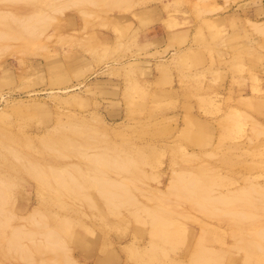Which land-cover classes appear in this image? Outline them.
Returning a JSON list of instances; mask_svg holds the SVG:
<instances>
[{
	"label": "rangeland",
	"instance_id": "1",
	"mask_svg": "<svg viewBox=\"0 0 264 264\" xmlns=\"http://www.w3.org/2000/svg\"><path fill=\"white\" fill-rule=\"evenodd\" d=\"M77 126L84 154L49 149ZM103 149L142 161L110 173L133 203L108 206L90 182ZM25 159L76 164L86 197ZM189 175L214 176L213 196L251 189L252 217L170 189ZM0 181L14 216L0 264H189L199 243L219 264H264V0H0ZM143 207L181 231L157 260ZM19 227L33 233L12 240Z\"/></svg>",
	"mask_w": 264,
	"mask_h": 264
},
{
	"label": "bare ground",
	"instance_id": "2",
	"mask_svg": "<svg viewBox=\"0 0 264 264\" xmlns=\"http://www.w3.org/2000/svg\"><path fill=\"white\" fill-rule=\"evenodd\" d=\"M96 2V1H95ZM127 3V0H107V4L110 6H120ZM7 17V16H6ZM34 23V22H33ZM27 24V23H26ZM24 25V24H23ZM30 27V25H28ZM28 28V27H26ZM33 31V30H32ZM31 32V31H30ZM29 32V33H30ZM35 33V31H33ZM33 35V33H30ZM5 40V39H4ZM72 132L76 133V138H68L65 135H61L57 139L50 142L49 149L53 151H63L69 148V151L74 154H84L83 148L91 144L84 142H77V132L79 136L83 138L89 137L91 131H87L84 126L72 127ZM93 142V141H92ZM14 151V150H12ZM19 159L25 158L20 152H14ZM87 160L92 167V174L90 176V182L97 187V190L106 201L108 206L118 205L120 203H133L134 196L127 188L128 177L121 180H115L111 177V172L117 174L123 173L121 176H125V173L130 172L131 176H135V172L140 173L139 166L142 161L135 160L131 155H114L109 152L108 149L100 150L97 153L87 156ZM135 160V161H134ZM24 162H28L30 171L33 175L41 181H51L56 179L57 187L60 190H65L68 193H77V196L86 197L87 186L79 178L82 177V172L77 168L76 164L70 165V167H63L61 169H55L51 167L48 171L42 170L39 163H33L30 159H25ZM6 167V166H5ZM137 174V176H138ZM181 175V174H179ZM183 176V175H182ZM2 180V179H1ZM1 182V181H0ZM216 178L214 176H186V180L183 183H172L170 189H175L180 186L182 194L186 197L197 200V203L205 204L206 207L212 211L214 208L224 207L229 213H233L238 217L250 218L254 213L256 202L251 195V189L240 190L235 193L219 194L213 196V189L216 186ZM262 196H264V188L256 189ZM8 191L7 187L0 184V227L5 228L11 225L14 216L11 211L5 207L4 198ZM81 196V197H82ZM150 217L152 225L153 240L151 243L152 250L148 253V258L151 260H157L161 256H167L170 250L165 249L167 245H172L176 240V233L180 229L174 227V220L171 214H166L161 210L147 211L144 207L142 209ZM6 227V228H7ZM33 232L24 231L21 227L15 229L12 233V240L15 239L21 242L24 238L30 236ZM57 239V238H56ZM259 238L256 237L252 243V248L260 244ZM175 249V248H174ZM173 249V250H174ZM206 245L200 244L193 251L189 264H219V258L215 255L205 252ZM177 264L176 262H174Z\"/></svg>",
	"mask_w": 264,
	"mask_h": 264
}]
</instances>
